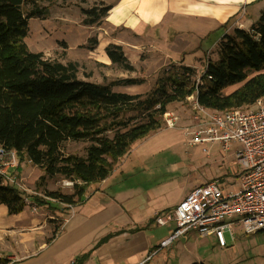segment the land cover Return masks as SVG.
<instances>
[{"label":"trees","instance_id":"obj_1","mask_svg":"<svg viewBox=\"0 0 264 264\" xmlns=\"http://www.w3.org/2000/svg\"><path fill=\"white\" fill-rule=\"evenodd\" d=\"M44 1L0 0V146L42 171L36 189L44 198L34 199L41 206L49 199L69 206L82 203L89 184L106 179L134 143L164 127L172 102L194 96L204 107L225 112L252 108L264 97V10L249 29L224 33L216 45L218 58L206 63L199 80L195 68L175 65L149 92L131 94L114 88L139 85L141 78L90 81L79 76L77 61L50 59L27 46L30 19L47 15ZM112 7H82L83 23L101 24ZM98 41L97 35L90 36L85 47L94 50ZM106 53L120 69L135 70L122 45L110 43ZM129 111L135 115H126ZM84 140L83 155L65 153V143ZM56 177L74 180V190L47 189ZM0 204L9 215L28 205L24 191L1 175ZM53 232L48 242L57 228ZM6 263L1 257L0 264Z\"/></svg>","mask_w":264,"mask_h":264},{"label":"crops","instance_id":"obj_2","mask_svg":"<svg viewBox=\"0 0 264 264\" xmlns=\"http://www.w3.org/2000/svg\"><path fill=\"white\" fill-rule=\"evenodd\" d=\"M111 4L113 7L103 20L108 26L140 36L157 29L172 30L177 53H187L189 47L193 52L210 51L204 48L206 43L216 46L224 33L238 27L249 29L264 10V0H115ZM100 30L98 46L87 49V58L110 64L106 47L120 43L106 37L103 28ZM190 40H195L194 45ZM183 59L185 62L187 57L182 56ZM192 115V110L185 109L179 112L175 127H162L134 143L106 179L87 186L82 203L69 206L47 200L45 205L54 208L52 214L46 215L52 223L31 215L27 207L9 215L19 219L11 223L4 218L8 214L6 205L0 204V251H4L1 257L11 264H169L172 245L148 258L173 227V222L156 224L157 215L171 212L189 191L213 178L219 179L226 191L236 189L235 175L240 172L234 156L223 155L218 144L212 145L206 156L200 145L185 143L184 127L191 124ZM189 148L202 153L204 166L215 156L218 174L199 183L191 180L186 171ZM225 162L234 164V173H223L221 166ZM23 165L18 173L27 180ZM32 168L38 180L42 171L33 165ZM53 220H58L57 224ZM45 226L44 231L25 230ZM56 228V237L48 242ZM19 229H23L21 234L16 233ZM7 239L9 244L5 243ZM201 263L204 264H192Z\"/></svg>","mask_w":264,"mask_h":264},{"label":"rangeland","instance_id":"obj_3","mask_svg":"<svg viewBox=\"0 0 264 264\" xmlns=\"http://www.w3.org/2000/svg\"><path fill=\"white\" fill-rule=\"evenodd\" d=\"M115 2V0H48L43 4L47 7V15L30 19L28 35L25 38L27 46L35 52L42 51L45 57L53 59H59L64 63L70 60L77 61L79 63V76L81 78L88 79L90 81H111L114 79L125 77L141 78L143 81L139 85H125L115 86V90L121 92H128L131 94H144L153 89L158 80L166 76L168 70L173 66H181L187 63L188 66L195 68L196 79L199 80L200 76L204 73L206 63L210 59H217V46L206 43L205 49L210 51H196L193 52L192 47H189L187 53L181 51L177 53V40L174 31L162 32L157 29L155 32L152 30L148 34L137 35L126 29H113L108 26L104 21L99 25L88 26L83 23V15L81 13L82 7H93L98 5H109ZM259 18V17H258ZM258 18H254L257 20ZM105 30L106 37L109 35L110 39L123 44L125 54L129 58L130 62L134 66V71H124L117 65L105 64L102 61L87 58L88 52L85 47L90 36L100 34V29ZM87 34L89 35L87 37ZM185 39L187 37H184ZM193 41L191 45H194ZM190 45V44H188ZM215 46V47H214ZM70 49V50H69ZM182 56H186L187 59L184 62ZM264 72V70H263ZM255 72L251 74L253 76ZM242 82L228 87L225 91L231 92L239 86ZM194 99L187 98L183 102H172L168 106L167 112H172L179 116V112L190 109L192 110V104ZM126 115H135V112L129 111ZM165 118V117H164ZM165 122V120H164ZM164 127H166L164 125ZM64 151L67 154L77 153L83 155L85 153V147L87 141H69L64 145ZM206 155V154H205ZM209 156V155H206ZM186 157H188L189 167L187 168L188 177L191 180L199 183L215 174H218L219 170L216 169L215 156L211 157L208 165L202 164L205 161V157L196 148L187 149ZM16 160L19 161L18 166L8 169V173L16 176L18 183L21 185V190L24 191L26 197L27 210L31 215H36L41 220L46 219V223H52L51 220H47V216L52 214L51 206L38 204L34 199L35 196L44 198L41 189H36L37 181L36 174H33L32 163L26 159L21 160L16 154ZM23 167L25 174L28 175L26 180L25 176H20L18 173L19 167ZM34 166V165H33ZM221 169L224 172L234 173V164L232 162H225ZM33 176H31V175ZM236 179L238 175H235ZM38 179V178H37ZM36 180V181H35ZM66 179L56 177L49 180L47 183V189L61 188L64 192L71 193L74 188L73 185L66 186L64 184ZM213 180V179H212ZM41 190V191H40ZM46 199V198H45ZM7 217V218H6ZM0 218H2L0 216ZM11 223L18 221V218H13L9 214H5V217ZM56 224L58 220H53ZM14 222V223H15ZM46 226L41 228L31 227L30 232L44 231ZM23 230V229H22ZM22 230H18L16 233H22ZM53 233L49 234L50 236ZM45 236L44 239H46ZM226 242H228L227 251L220 247V245L212 237H200L199 234L191 232L186 236V239H181L173 242L172 253L169 255V264H192L194 262H203L204 264H264V231H258L256 234H238L235 239H231L230 233L225 234ZM6 244L10 243V240H5ZM4 251H0V256Z\"/></svg>","mask_w":264,"mask_h":264},{"label":"built area","instance_id":"obj_4","mask_svg":"<svg viewBox=\"0 0 264 264\" xmlns=\"http://www.w3.org/2000/svg\"><path fill=\"white\" fill-rule=\"evenodd\" d=\"M188 98L194 101L192 122L184 127L185 143L200 145L206 155L212 145L218 144L223 155L234 156L240 165L237 188L226 191L219 179L213 178L189 191L171 212L158 214L156 224L173 222V227L148 258L191 232L200 237L213 236L221 247H228L226 233L234 240L243 232L264 231V97L257 99L252 108L225 112L204 107L194 96ZM164 117L167 128L175 127L180 119L172 112ZM18 163L14 150L0 146V175L5 183L21 189L16 176L8 173ZM74 183L72 179L64 182L66 186Z\"/></svg>","mask_w":264,"mask_h":264},{"label":"water","instance_id":"obj_5","mask_svg":"<svg viewBox=\"0 0 264 264\" xmlns=\"http://www.w3.org/2000/svg\"><path fill=\"white\" fill-rule=\"evenodd\" d=\"M202 264V263H201Z\"/></svg>","mask_w":264,"mask_h":264}]
</instances>
